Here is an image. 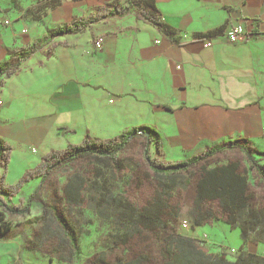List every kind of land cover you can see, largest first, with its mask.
<instances>
[{
	"label": "crops",
	"instance_id": "1",
	"mask_svg": "<svg viewBox=\"0 0 264 264\" xmlns=\"http://www.w3.org/2000/svg\"><path fill=\"white\" fill-rule=\"evenodd\" d=\"M112 1L35 0L9 10L21 18L0 25V62L39 47L14 73L0 74V138L12 150L39 151L29 168L86 133L107 138L139 125L159 133L164 152L165 143L181 154L247 141L264 164V0H155L177 41L133 12L47 36ZM236 23L246 40L227 39ZM247 243L239 250L264 256Z\"/></svg>",
	"mask_w": 264,
	"mask_h": 264
},
{
	"label": "trees",
	"instance_id": "2",
	"mask_svg": "<svg viewBox=\"0 0 264 264\" xmlns=\"http://www.w3.org/2000/svg\"><path fill=\"white\" fill-rule=\"evenodd\" d=\"M122 1L123 4L119 3ZM94 13L86 17H76L70 22L64 23L48 31L47 36L52 37L63 33H73L84 30L91 23L114 15H124L133 12L136 19H140L156 27L165 36L173 41L174 31L161 19V14L155 0H113L94 8ZM39 45L32 44L26 50H14L6 61L0 62V74L9 76L14 73L22 60L34 52ZM148 133V136H146ZM143 135L142 157L146 166L153 172L159 183V189L154 198L148 200L143 206L134 205L128 198L114 194L112 188L106 183L100 189L97 202L104 207H110L113 217L124 225H128L127 231L121 237L126 242L128 237L141 233L143 230H152L157 227H166L172 218L178 216V210L174 207L165 192H169L178 182L184 186L190 184V173L197 168L199 177L195 183V197L192 207L193 224L202 225L211 218H218L239 227L243 244L248 241L264 242V207L258 205L254 191L249 182L248 171H255L264 181V164L254 157L255 149L247 141L219 142L205 147L201 152L193 154L185 159L165 160L163 142L159 133L148 126H135L124 130L119 134L107 138L91 137L86 134L80 143H67L64 148L51 149L41 156L39 162L25 170L24 175L15 183L5 181V170L0 172V238L7 237L11 230V217L23 214L27 209L18 206H10L3 195L8 197L19 193L24 182L33 178L44 180L46 176L57 166L64 162H70L83 157H90L118 173L127 164L136 169L137 165L131 164L129 157L121 156L129 141ZM150 144L154 145L156 156L150 154ZM227 148H238L243 154L247 164L245 170H241L239 160H230L214 166L209 165V160L217 153ZM11 145L0 138V167L5 168L10 158ZM3 168V169H4ZM104 189V191L102 190ZM65 202L69 205H77L84 199V179L79 174L71 175L63 188ZM207 203L217 206V211L207 207ZM53 221V222H52ZM41 233H50L56 229L61 245L68 249L73 257L78 254V236L76 230L68 219L61 213H53L51 221L45 222ZM47 225V226H46ZM38 240V238H37ZM160 255L162 264H264V256L239 250L233 258H228L225 253H215L207 250L194 237L172 231L161 244ZM62 255L69 260L70 257ZM147 257L140 255L135 260L127 263L115 264H142ZM52 264V263H50ZM95 264H110L104 254H100Z\"/></svg>",
	"mask_w": 264,
	"mask_h": 264
},
{
	"label": "rangeland",
	"instance_id": "3",
	"mask_svg": "<svg viewBox=\"0 0 264 264\" xmlns=\"http://www.w3.org/2000/svg\"><path fill=\"white\" fill-rule=\"evenodd\" d=\"M14 1L0 0V9L5 14L0 18V25H11L21 18L11 16L10 9L17 6L25 7L35 0L17 1L18 5ZM31 17L33 16L30 10L22 16L26 21ZM144 141L143 135L132 138L120 154L131 158L130 163L137 165L136 169L127 164L122 171L114 173L102 161L83 157L62 163L44 180L33 178L24 182L19 193L15 195L10 197L3 195L10 206L27 210L23 214L11 217V230L7 233V237L0 238V264H95L100 254H104L106 261L110 264L127 263L140 255L147 257L142 264H162L161 244L172 231L198 239L200 244L211 252H223L228 258H233L239 248L244 246L239 227H232L218 218H211L199 226L193 224L195 183L199 177L196 167L189 174L188 186L178 182L169 192H165L170 203L177 208L178 216L172 218L166 227L143 230L141 233L129 236L126 242H122L121 237L127 231L128 225L118 222L113 217V210L110 207H104L97 202L100 195L99 189L108 183L114 194L128 198L137 206H143L148 200L154 198L155 192L160 190L159 183L144 163L142 157ZM165 144L166 152L160 157L165 160L185 159L196 154L192 151L176 154L169 143ZM150 154L153 157L156 156L153 144H150ZM39 156V151L31 152L25 146L22 149L11 150L9 162L5 168L3 167L4 169L0 167L2 174L5 170V181L17 182L29 168L28 161ZM256 157L259 161L263 160L259 154ZM230 160H239L242 171L247 168L244 154L238 148H227L215 154L208 162L209 165L214 166ZM73 174H79L84 179V199L77 205H69L65 202L63 194L64 185ZM248 177L258 205L264 207L263 179L252 170L248 171ZM206 206L217 211L215 204L207 203ZM53 213L63 214L76 230L77 256L69 255L68 249L61 245L56 229H52L50 233L47 231L44 235L40 232L45 222L51 221ZM247 246L256 252H260L261 249L264 251V243L261 242L249 241ZM62 255L70 259L65 260Z\"/></svg>",
	"mask_w": 264,
	"mask_h": 264
},
{
	"label": "built area",
	"instance_id": "4",
	"mask_svg": "<svg viewBox=\"0 0 264 264\" xmlns=\"http://www.w3.org/2000/svg\"><path fill=\"white\" fill-rule=\"evenodd\" d=\"M226 34H227L226 35L227 39L231 42H241V41L246 40L247 38L246 31L238 23L232 24ZM100 45H101V38L97 39L94 42L95 47H100ZM211 45H212L211 40L205 39L203 41L204 47H210ZM2 104H3V101L0 99V106H2Z\"/></svg>",
	"mask_w": 264,
	"mask_h": 264
},
{
	"label": "water",
	"instance_id": "5",
	"mask_svg": "<svg viewBox=\"0 0 264 264\" xmlns=\"http://www.w3.org/2000/svg\"><path fill=\"white\" fill-rule=\"evenodd\" d=\"M146 136H148V133H146Z\"/></svg>",
	"mask_w": 264,
	"mask_h": 264
}]
</instances>
